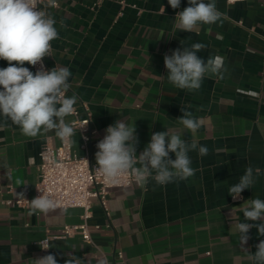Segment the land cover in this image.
Masks as SVG:
<instances>
[{
	"label": "crops",
	"instance_id": "crops-1",
	"mask_svg": "<svg viewBox=\"0 0 264 264\" xmlns=\"http://www.w3.org/2000/svg\"><path fill=\"white\" fill-rule=\"evenodd\" d=\"M47 4L44 0L41 7ZM216 5L222 20L191 33L174 25L187 0L178 9L168 0H58V6L47 8L59 31L47 61L52 68L70 70L67 95L78 97L76 106L88 105L96 130L88 151L75 133L78 154L88 153L95 162L96 144L117 120L136 123L137 154L152 133L166 128L184 132L185 139L207 146L209 154L190 153L196 173L187 181L110 189L108 214L94 198L93 243L79 234L55 237L45 250L39 241L60 235L65 224L81 223L83 209L57 207L29 215V207L4 201L34 197L40 151L60 139L54 132L25 137L15 125L0 131V264H34L49 253L58 264L71 255L81 264H123L119 252L124 264H253L249 252L264 236L253 227L241 246L231 225L243 220L239 207L246 200H264V0H216ZM60 21L67 27L61 28ZM197 42L206 45L197 55L223 57L227 72L223 78L206 75L196 92L175 89L167 80L164 56ZM7 66L0 60V68ZM181 108L204 118L195 136L179 124ZM249 165L258 170L256 181L233 200L228 188Z\"/></svg>",
	"mask_w": 264,
	"mask_h": 264
},
{
	"label": "clouds",
	"instance_id": "clouds-1",
	"mask_svg": "<svg viewBox=\"0 0 264 264\" xmlns=\"http://www.w3.org/2000/svg\"><path fill=\"white\" fill-rule=\"evenodd\" d=\"M187 3L188 6L175 16L176 30L198 32L202 25H213L222 20L223 13L218 10L216 0H187ZM55 4L56 0H48L44 8H38L40 0H0V60L8 62L7 67L0 68V131L15 125L25 137L35 139L54 132L61 141L68 143L72 142L76 128L66 117L77 113L75 105L78 102L77 96L67 95L70 70L54 66L33 73L24 66L25 63L35 66L44 57L52 56L51 42L59 39V31L57 20L47 8ZM180 4L181 0H168L172 9H178ZM59 24L61 28L67 27L63 21ZM205 48L206 45L197 42L185 45L183 50L177 48L171 55L165 54L166 77L175 89L196 92L201 89L206 75L223 78L227 72L225 59L198 56L197 53ZM251 95L258 94L253 92ZM181 112L177 118L179 124L195 136L204 126V118L195 117L184 108ZM136 131L135 122L128 124L126 120H117L105 129L106 135L96 144V171L106 183L115 184L125 175H130L140 186L150 181L156 186L187 181L196 173L191 166L190 153L196 152L199 157L209 154L207 146L189 141L184 138V132L170 128L152 133L143 151L137 154L139 138ZM257 171L251 165L247 166L238 182L229 186L228 195L233 200L240 199L244 190L253 187ZM16 183L22 181L17 179ZM38 191L41 194L29 201V215L56 210L58 201L50 194ZM19 196L24 197L22 193ZM239 209L243 220L234 221L231 229L239 233L243 246L250 239L248 233L253 227L258 236H264V200L259 197L248 199ZM248 259L253 264H264V240L256 245L254 253L249 252ZM33 260L34 264H58L51 253ZM64 264H81V261L71 255Z\"/></svg>",
	"mask_w": 264,
	"mask_h": 264
},
{
	"label": "built area",
	"instance_id": "built-area-1",
	"mask_svg": "<svg viewBox=\"0 0 264 264\" xmlns=\"http://www.w3.org/2000/svg\"><path fill=\"white\" fill-rule=\"evenodd\" d=\"M44 0H40V5ZM38 5V8L41 7ZM58 6V0L56 4ZM47 57L42 62L29 68L33 73L38 70H50L52 67L47 61ZM77 113L71 116L72 122L81 136L80 147L89 150L92 135L96 132L91 122L92 117L87 104L76 106ZM96 161L93 162L90 155L78 154L72 142L59 141L57 145L45 143L40 151L39 175L40 179L36 188V193L32 198L8 199L4 202L12 207H29V201L41 193L50 194L58 201L59 208L80 207L83 209L82 222L77 224H65L62 233L56 236H47L39 241L42 247L49 246L52 238H67L79 234L84 241L93 243V238L89 229V219L92 217L93 199H99L108 214V195L110 189L114 187H128L135 183L130 175L120 178L115 184L106 183L103 177L96 171ZM121 263L124 264L122 252H119Z\"/></svg>",
	"mask_w": 264,
	"mask_h": 264
}]
</instances>
